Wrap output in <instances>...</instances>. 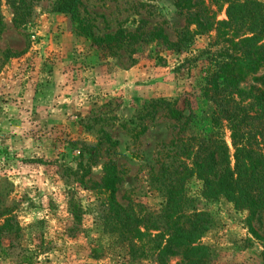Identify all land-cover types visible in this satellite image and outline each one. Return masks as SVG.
I'll return each mask as SVG.
<instances>
[{"label":"rangeland","instance_id":"rangeland-1","mask_svg":"<svg viewBox=\"0 0 264 264\" xmlns=\"http://www.w3.org/2000/svg\"><path fill=\"white\" fill-rule=\"evenodd\" d=\"M55 1L38 0L19 28L7 2L0 10V227L10 223L0 264H157L137 257L163 227L159 151L178 128L149 105L190 108L199 127L208 126L213 105L202 89L231 48L215 34L179 56L142 42L153 29L177 40L186 24L174 0H82L80 16L95 36L141 38L98 48L53 11ZM217 18L226 20L225 11ZM221 134L230 147L225 127ZM110 162L119 177L115 201L102 186ZM186 191L216 220L202 240L215 253L212 264H264L247 212L203 201L195 179ZM252 226L264 238V218Z\"/></svg>","mask_w":264,"mask_h":264},{"label":"trees","instance_id":"trees-1","mask_svg":"<svg viewBox=\"0 0 264 264\" xmlns=\"http://www.w3.org/2000/svg\"><path fill=\"white\" fill-rule=\"evenodd\" d=\"M4 1L13 9L14 25L19 28L29 20L38 0H0V10ZM174 1L186 24L177 40L172 42L163 30L153 29L142 42L179 56L190 50L196 38L215 34L231 48L232 54H226L207 73L202 91L213 111L205 128L199 127L198 118L190 108L179 109L163 100L149 105L153 112L164 109L177 125L178 133L159 151L157 182L164 196L163 227L159 234L150 236L149 250L140 252L137 258L155 257L157 264H212L215 253L202 240L215 228L216 220L211 212L199 209L195 200L188 197L186 183L191 179L201 184L203 201L224 202L238 212H247L248 227L264 249V238L252 226L254 220L259 222L264 218V2ZM81 2L56 0L53 11L65 15L74 32L93 46L120 50L128 43L141 41L138 32L127 36L123 31L103 38L95 36L92 27L80 16ZM223 10L226 20L218 21L217 16ZM4 28L0 12V33ZM224 127L230 133V147L221 134ZM118 183L116 165L107 163L102 186L110 192L112 201ZM9 224L7 220L0 227V246L3 235L10 231ZM134 230L144 236L139 228Z\"/></svg>","mask_w":264,"mask_h":264}]
</instances>
